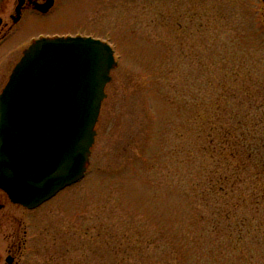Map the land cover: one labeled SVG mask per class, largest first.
I'll list each match as a JSON object with an SVG mask.
<instances>
[{
	"label": "rangeland",
	"instance_id": "rangeland-1",
	"mask_svg": "<svg viewBox=\"0 0 264 264\" xmlns=\"http://www.w3.org/2000/svg\"><path fill=\"white\" fill-rule=\"evenodd\" d=\"M36 20L6 46L70 31L117 66L85 177L33 210L0 191V249L24 242L18 264H264V205L212 193L227 159L206 138L228 110L264 118V0H57ZM6 48L0 88L19 56Z\"/></svg>",
	"mask_w": 264,
	"mask_h": 264
},
{
	"label": "water",
	"instance_id": "water-1",
	"mask_svg": "<svg viewBox=\"0 0 264 264\" xmlns=\"http://www.w3.org/2000/svg\"><path fill=\"white\" fill-rule=\"evenodd\" d=\"M116 65L91 37L40 38L24 50L0 93V189L12 203L34 209L84 177Z\"/></svg>",
	"mask_w": 264,
	"mask_h": 264
},
{
	"label": "trees",
	"instance_id": "trees-1",
	"mask_svg": "<svg viewBox=\"0 0 264 264\" xmlns=\"http://www.w3.org/2000/svg\"><path fill=\"white\" fill-rule=\"evenodd\" d=\"M257 106V109H264V102ZM249 115L228 110L223 115H216L217 120L207 131V143H219L221 153H225L228 172L223 177L224 184L213 185L211 191L227 199L233 193L230 188H235L239 191L238 205L250 197L256 204L264 205V127L259 128L260 123L264 124V118L251 122Z\"/></svg>",
	"mask_w": 264,
	"mask_h": 264
},
{
	"label": "flooded vegetation",
	"instance_id": "flooded-vegetation-1",
	"mask_svg": "<svg viewBox=\"0 0 264 264\" xmlns=\"http://www.w3.org/2000/svg\"><path fill=\"white\" fill-rule=\"evenodd\" d=\"M56 1L57 0L53 1L52 8H50L46 12H42L39 9V6L45 4L47 0H2L0 4V52L5 46L7 48L4 52L5 54H7V56H13L14 52L19 53L20 56V54H22V51L29 45L30 40L34 38V36L32 38L30 37L31 39L28 38L27 42L24 43L20 41L16 44H13L12 46H6V44L10 42L11 39H14L15 41L16 36H14V34L18 33V29L21 25H23L25 19H27V23H30L34 20V23L37 22L36 17H43L45 15H49L52 11L55 10ZM67 32L69 33L68 35H73L72 32ZM40 35L44 34L41 33ZM35 37L37 38L38 35ZM14 61L16 62L17 59H14ZM9 62L12 61L9 59ZM1 226L2 225H0V227ZM19 231L15 229L14 233L18 234ZM23 250L24 242H22L21 240L9 243L5 253L2 249H0V264H18Z\"/></svg>",
	"mask_w": 264,
	"mask_h": 264
},
{
	"label": "bare ground",
	"instance_id": "bare-ground-1",
	"mask_svg": "<svg viewBox=\"0 0 264 264\" xmlns=\"http://www.w3.org/2000/svg\"><path fill=\"white\" fill-rule=\"evenodd\" d=\"M10 72V71H9Z\"/></svg>",
	"mask_w": 264,
	"mask_h": 264
}]
</instances>
